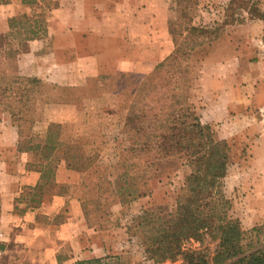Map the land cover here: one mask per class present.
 <instances>
[{
    "label": "rangeland",
    "instance_id": "1",
    "mask_svg": "<svg viewBox=\"0 0 264 264\" xmlns=\"http://www.w3.org/2000/svg\"><path fill=\"white\" fill-rule=\"evenodd\" d=\"M112 1H106V5L114 4ZM41 2L42 8L36 13V17L38 23L43 25L53 1ZM194 2L191 14L195 24L208 26L214 25L216 21L222 26L218 37L196 49L192 56L190 100L196 112L201 116L200 109L203 105L202 100L198 99V90L203 88L201 85L203 81L199 80L204 75L203 70H207L203 63L209 58L214 66H210L207 73L215 76L218 72L224 76L223 82L219 79L215 80L216 83H222L230 92H233V88H240L243 96H248V99L243 100L242 109L238 114L232 111L230 116H226L227 125L226 122L202 121L209 124L218 139L230 142L232 163L225 178V191L233 204L230 215L241 222L243 229L249 230L264 222V0H252L250 3L256 2L260 8L257 16L249 13L250 5L248 8L244 5L246 0L244 2L237 0L233 16H230L232 11L228 10L230 0ZM130 3L136 4L131 1ZM124 5H127L126 9L135 8L131 4ZM146 7L143 12H138V20L141 21L137 24L133 22L132 26L117 27L116 30L110 28L121 35L117 42L111 43L115 47L111 57L113 64L116 59L123 56L132 59H143L147 56L158 59V63L146 74L114 75L111 70L109 71L106 84L109 77L112 84L122 88L117 107L111 109V116L105 112L94 114L95 119L99 120V127L95 124L80 131L85 134L92 133L95 135L94 138L82 139L72 144L79 154L75 159L76 163L80 166V171H84L83 178L80 179L79 193L86 201L89 214H99L102 218L99 221L102 222L105 232L98 235L100 241L111 249L115 246L119 252L117 255L108 256L110 258L105 260L107 264H187L184 255L178 256L175 260L156 263L147 252L146 227L137 226L145 210L175 205L177 194L190 172L189 167L183 165L182 160L177 157L156 160L146 156L137 161L130 152L136 135L143 138L157 136L163 130L170 110L171 91L167 87L145 82V77L151 73L164 76L174 73L175 40L181 39L176 31L175 0H147ZM114 17L117 20L125 19L121 13ZM19 20H24L22 15L19 16ZM164 21H167V26ZM147 22H152V25H145ZM20 28L19 26V29L12 31L5 39L10 60L16 50L26 49L25 38L28 34L23 33V28ZM3 35L4 33H0V36ZM124 37L129 39V42L123 41ZM118 47L121 50H116ZM237 59L239 65L233 66ZM17 65H12L11 69L19 72ZM42 81L52 89L48 81ZM212 81L209 78L205 79L204 83ZM100 82V79H91L89 89L86 90L67 87L55 91L63 90L67 99H77L79 102L85 95L93 93ZM102 83L104 84L103 81ZM200 93L202 94L201 90ZM45 106L46 104L40 106L34 123L39 126L38 131L41 130L40 121L44 122L46 116ZM0 115V157L3 154L16 157L12 145H1V138L6 135L8 137L4 122L10 114L0 111ZM102 119L103 123L100 122ZM34 124H26L23 135L25 138L21 146H28L30 139L31 141L39 139L36 138V133L34 135ZM222 125H226L230 132L228 138H222V134L219 133V126ZM62 128L63 140L70 138L74 132L79 133L80 130L72 124L63 125ZM56 130L57 127L54 126L52 132ZM27 140L28 145L24 146ZM151 163L153 166L149 167ZM149 168L154 170L152 176H149ZM126 185L132 186L135 192L129 200L125 196L121 198L118 191L120 186ZM261 238L264 239V232ZM217 249L218 242L206 236L202 240L187 241L183 250L185 253L191 251L202 253L211 264H214Z\"/></svg>",
    "mask_w": 264,
    "mask_h": 264
},
{
    "label": "crops",
    "instance_id": "2",
    "mask_svg": "<svg viewBox=\"0 0 264 264\" xmlns=\"http://www.w3.org/2000/svg\"><path fill=\"white\" fill-rule=\"evenodd\" d=\"M52 1L46 30L30 39L27 49L18 55L19 73L38 77L50 84L84 90L89 89L91 79H100L101 82L93 93L85 95L79 102L46 104L44 122L40 121L41 130L38 131L37 123L34 126V135L36 133L39 139H30L29 147L21 146L22 137L11 116L5 118L8 137L1 138V145H12L17 155L15 158L6 154L0 157V264H77L80 260L119 254L115 246L111 249L100 241L98 235L105 232L103 227L91 223L86 214L84 199L79 193L84 173L68 166L64 158L57 157L58 150L50 159L43 157L42 150L52 123L62 127L72 124L80 129L67 140H63L61 133L62 140L68 144L95 137L92 133L80 131L95 124L99 127L94 114L105 112L111 116V109L117 107L120 99L121 88L112 84L109 77L106 84L110 70L114 75L146 74L158 63V59L147 56L143 59L123 56L113 64L111 57L115 52L111 43L121 37L112 29L141 21L138 12L147 9V0H111L114 4L109 6L106 5L109 0ZM41 3V0L0 3V33L10 31V18L21 14L36 16L42 8ZM124 4L135 8L126 9ZM119 13L124 20L114 17ZM164 23L167 26V21ZM145 25L151 26L152 22ZM123 41L129 42V39L124 37ZM238 63L237 59L233 66ZM212 65L210 58L203 63L207 70ZM207 70H203L204 75L199 80L203 81V88L198 90V99L203 105L201 118L209 123L226 122L227 125L226 116L232 111L238 114L248 96H243L240 88H233L230 92L222 83L215 82L219 79L223 82V74L216 72L214 76ZM208 77L214 82L204 83ZM104 119L100 122L103 123ZM226 125L219 126L222 138H228L230 134Z\"/></svg>",
    "mask_w": 264,
    "mask_h": 264
},
{
    "label": "trees",
    "instance_id": "3",
    "mask_svg": "<svg viewBox=\"0 0 264 264\" xmlns=\"http://www.w3.org/2000/svg\"><path fill=\"white\" fill-rule=\"evenodd\" d=\"M5 1L0 0V3ZM251 1L243 0L246 8L250 5L249 13L257 16L260 8L256 2L250 4ZM175 2L176 31L181 37L175 40V71L170 76L151 73L145 77V82L149 84L170 89V110L163 130L157 136L143 138L136 135L130 152L137 161L146 156L156 160L177 157L182 160L183 165L189 167L190 172L177 194L175 205L145 210L137 226L146 227L147 252L156 263L175 260L184 255L187 264H211L204 254L196 251L185 253L183 250L187 241L202 240L209 236L218 242L214 264H264V239L261 238L264 222L245 230L241 222L230 215L233 204L225 191V178L232 163L230 142L216 137L209 124L202 121L190 100L193 53L215 40L222 26L216 21L214 25L208 26L195 24L191 14L194 0ZM236 3L237 0H230L228 4V10L232 11L230 16L235 12ZM21 15L23 21L19 20ZM21 15L10 18V31L3 37L0 36V111L9 112L23 141L26 124L35 123L42 104L78 101L67 99L63 90L55 91L68 86L50 84L52 89H49L42 79L22 75L11 69L12 65L18 64V55L27 49L28 41L46 30V21L41 25L36 16ZM19 26L23 28V33L28 34L25 38L26 49L16 50L10 60L5 39L12 31L19 29ZM82 99L83 97L79 101ZM54 126L57 127L56 132H52ZM61 127L56 123L50 124L42 155L50 159L58 150L57 157L64 158L68 166L80 171L75 160L79 154L72 144L61 140ZM27 142L28 140L24 146L28 145ZM152 166L151 163L149 167ZM148 173L152 176L154 170L149 168ZM118 191L121 198L125 196L128 200L135 195L130 185L120 186ZM84 208L90 222L102 226L99 221L101 216L89 214L85 200ZM106 258L110 257L80 260L77 264H107Z\"/></svg>",
    "mask_w": 264,
    "mask_h": 264
},
{
    "label": "built area",
    "instance_id": "4",
    "mask_svg": "<svg viewBox=\"0 0 264 264\" xmlns=\"http://www.w3.org/2000/svg\"><path fill=\"white\" fill-rule=\"evenodd\" d=\"M1 252H2V250H1V248H0V254H1Z\"/></svg>",
    "mask_w": 264,
    "mask_h": 264
}]
</instances>
